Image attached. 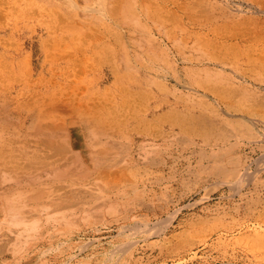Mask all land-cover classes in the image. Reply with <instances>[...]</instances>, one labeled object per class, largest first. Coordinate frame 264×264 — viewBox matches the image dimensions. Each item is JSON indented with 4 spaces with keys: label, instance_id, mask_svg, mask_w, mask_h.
<instances>
[{
    "label": "rangeland",
    "instance_id": "obj_1",
    "mask_svg": "<svg viewBox=\"0 0 264 264\" xmlns=\"http://www.w3.org/2000/svg\"><path fill=\"white\" fill-rule=\"evenodd\" d=\"M262 11L0 0V264H264Z\"/></svg>",
    "mask_w": 264,
    "mask_h": 264
},
{
    "label": "bare ground",
    "instance_id": "obj_2",
    "mask_svg": "<svg viewBox=\"0 0 264 264\" xmlns=\"http://www.w3.org/2000/svg\"><path fill=\"white\" fill-rule=\"evenodd\" d=\"M241 2H242V0H241ZM244 2H245V1H244ZM258 3H260V2L258 1L257 4H258ZM248 6H249V5H248ZM249 7H250V6H249ZM85 8H86V7H85ZM258 9H259V8H258ZM249 10H250V9H249ZM251 10H252V9H251ZM113 12H114V11H113ZM254 12H255V11H254ZM259 12H260V11H259ZM262 12H264V11H262ZM262 12H261V13H262ZM114 13H115V12H114ZM255 13H256V12H255ZM256 14H257V13H256ZM169 39H170V38H169ZM249 40H250V38H249ZM169 51H170V50H169ZM215 55H216V54H215ZM167 56H168V55H167ZM173 57H174V56H173ZM179 62H180V61H179ZM184 62H185V61H184ZM205 62H206V61H205ZM159 67H160V66H159ZM159 69H160V68H159ZM220 69H221V68H220ZM169 70H170V69H169ZM162 71H163V70H162ZM165 72H166V71H165ZM234 74H235V73H234ZM169 75H170V74H169ZM162 76H163V75H162ZM179 76H180V75H179ZM181 79H182V78H181ZM183 81H184V80H183ZM186 85H187V84H186ZM186 85H185V86H186ZM183 86H184V85H183ZM204 86H205V85H204ZM187 87H188V85H187ZM187 87H186V88H187ZM205 88H206V87H205ZM232 92H233V91H232ZM239 94H240V93H239ZM237 95H238V94H237ZM261 98H262V97H261ZM260 100H262V99H260ZM10 101H11V100H10ZM253 102H255V100H254ZM248 103H249V102H248ZM259 103H260V102H259ZM255 104H256V103H255ZM13 105H14V104H13ZM251 105H252V104H251ZM261 105H262V104H261ZM262 106L264 107V105H262ZM262 106H261V108H263ZM247 107H248V106H247ZM250 107H251V106H250ZM253 107H254V106H253ZM248 108H249V107H248ZM255 108H256V107H255ZM255 108H254V109H255ZM261 108H260V109H261ZM0 109H1V108H0ZM52 109L54 110L55 108H52ZM254 109H253V110H254ZM43 110H44V109H43ZM43 110H42L41 108H38V111L41 112L42 117H38V116H36V115H37V112H36V111H35V112H36V115H35V116H33V115H32L33 113H32V114H31V119H32V121L35 120L36 122H40V121L42 122V121H43L42 118H43V116H45V115H43V113H44ZM53 110H52V111H53ZM105 111H106V110H105ZM13 112H14V111H13ZM50 112H51V111H50ZM61 112H62V111H61ZM114 112H115V111H114ZM222 112H223V111H222ZM253 112H255V110H254ZM53 113H54V112H53ZM7 114H8V113H7ZM102 114H103V113H102ZM16 115H17V114H16ZM236 116H238V115H236ZM10 117H11V116H10ZM55 117H57V116H55ZM118 117H119V116H118ZM250 117H251V116H250ZM2 118H3V117H2ZM240 118H242V117H240ZM66 119H67V118H65V119H64V122L62 123L64 126L67 124V123L65 124ZM242 119H245V118L243 117ZM0 120H1V119H0ZM234 120H235V119H234ZM234 120H233V121H234ZM246 120H248V119L246 118L245 121H246ZM250 120H251V119H249V122H248V123L252 124V123H251L252 121L250 122ZM121 121H122V120H121ZM124 121H125V120H124ZM256 121H257V120H256ZM15 122H16V121H15ZM9 123H10V122H9ZM45 123H46V126H47V125L50 126V127L52 126L51 128H53V126L56 125L55 122H54V119H53V118H51V120H50V119L47 120ZM74 123H75V122H74ZM79 123H80V122H79ZM224 123H225V121H224ZM12 124H13V123H12ZM38 124H39V123H37V125H38ZM230 124L232 125V123H230ZM14 125H15V124H14ZM58 125L60 126V124H58ZM76 125H78V124H76ZM82 125H83V124H82ZM82 125H81V127H82ZM85 125H86V124H85ZM161 125H162V124H161ZM224 125H225V124H223V126H224ZM227 125H228V124H227ZM231 125H230V126H231ZM237 125H238V124H237ZM242 125H243V124H242ZM253 125H254V123H253ZM56 126H57V125H56ZM59 126H57V127H59ZM67 126H68V125H67ZM73 126H74V125H73ZM163 126H164V125H163ZM221 126H222V125H221ZM223 126H222V127H223ZM228 126H229V125H228ZM254 126H255V125H254ZM36 127H37V126H36ZM83 127H84V126H83ZM88 127H89V126H88ZM88 127H87V128H88ZM164 127H165V126H164ZM231 127H232V126H231ZM231 127H229L230 130H232ZM234 127H236V126H234ZM51 128H50V129H51ZM237 128H238V127H237ZM263 128H264V127H263ZM36 129H37V128H36ZM41 129H42V128H41ZM46 129H47V128H46ZM53 129H55V127H54ZM59 129L61 130V128H58V130H59ZM62 129H64V128H62ZM78 129H79V128H78ZM170 129H171V128H170ZM220 129H221V128H220ZM220 129H219V130H220ZM233 129H234V128H233ZM238 129H239V128H238ZM238 129H237V130H238ZM51 130H52V129H51ZM65 130H66V129H65ZM173 130H174V128H173ZM234 130H235V129H234ZM39 131H40V130H39ZM82 131H83V130H82ZM222 131H225V130H222ZM238 131H239V130H238ZM240 131H241V130H240ZM42 132H44V131L42 130ZM61 132H64V131L62 130ZM225 132H226V131H225ZM225 132H224V133H225ZM228 132H229V131H228ZM256 132H257V131H256ZM65 133H66V131H65ZM82 133H83V132H82ZM138 133H139V132H138ZM208 133H209V132H208ZM222 133H223V132H222ZM222 133H221V134H222ZM45 134H46V133H45ZM48 134L50 135V133H48ZM57 134H58V133H57ZM60 134H63V133H59V134H58V135H59L58 137H61ZM66 134H67V133H66ZM87 134H88V132H87ZM161 134H162V133H161ZM179 134H180V133H179ZM229 134L231 135V133H229ZM232 134H233V133H232ZM236 134H237V133H236ZM238 134H239V133H238ZM263 134H264V133H263ZM46 135H47V134H46ZM70 135H71V134H70ZM142 135H143V134H142ZM163 135H164V134H163ZM171 135H172V134H171ZM177 135H178V134H177ZM223 135H224V134H223ZM227 135H228V134L225 133V137H226ZM230 135H229L228 137H231V136H232V135H231V136H230ZM54 136L57 137L56 134H55ZM62 136H63V137L65 136V138H67L66 135H62ZM169 136H170V135H169ZM220 136H221V135H220ZM261 136H263V135H261ZM91 137H92V136H91ZM95 137H97V136H95ZM117 137H118V136H117ZM145 137H146V136H145ZM218 137H219V136H218ZM218 137H217V139H219ZM61 138H62V137H61ZM71 138H72V137H71ZM171 138H172V137H171ZM185 138H186V136H185ZM67 139H68V138H67ZM167 139H169V138H167ZM174 139H175V138H174ZM177 139H179V138H177ZM263 139H264V138H263ZM189 140H190V139H189ZM31 141H32V140H31ZM80 141H81V140H80ZM94 141H95V140H94ZM97 141H98V140H97ZM120 141H121V140H120ZM163 141H164V140H163ZM166 141H167V140H166ZM205 141H206V140H205ZM262 141H263V140H262ZM53 142H54V141H53ZM72 142H73V141H72ZM72 142H70V143H72ZM246 142H247V141H246ZM254 142H255V140H254ZM109 143H112V142H109ZM118 143H119V142H118ZM58 144H59V143H58ZM86 144H87V143H86ZM132 144H133V143H132ZM154 144H155V143H154ZM60 145H61V144H60ZM113 145H115V144H113ZM116 145H117V143H116ZM141 145H142V144H141ZM53 146H54V145L52 144V148H53ZM48 147H49V146H48ZM57 147H59V145H57L56 147L54 146V148L58 149L56 152H59L60 148H57ZM62 147H63V149L65 148L63 145H62ZM62 147H61V148H62ZM115 147H117V146H115ZM122 147H123V146H122ZM138 147H139V146H138ZM141 147H142V146H141ZM46 148H47V147H46ZM54 148H53V149H54ZM66 148H67V147H66ZM127 148H129V147H127ZM133 148H134V147H133ZM63 149H61V151H62L61 153L64 152ZM67 149H68V148H67ZM73 149H74V148H73ZM79 149H80V148H79ZM106 149H107V148H106ZM108 149H109V148H108ZM112 149H113V148H112ZM124 149H125V147H124ZM129 149H130V148H129ZM153 149H154V148H153ZM54 150H55V149H54ZM113 150H114V149H113ZM80 151H81V150H80ZM106 151H107V150H106ZM108 151H109V150H108ZM119 151H120V150H119ZM150 151H152V150H150ZM54 152H55V151H54ZM69 152H70V151H69ZM76 152H77V151H75V155H76ZM103 152H104V151H103ZM143 152H145V151H143ZM156 152H157V151H156ZM226 152H227V151H226ZM230 152H231V151H230ZM61 153H60V154H61ZM104 153H105V152H104ZM107 153H108V152H107ZM122 153H123V152H122ZM159 153H160V152H159ZM221 153H222V152H221ZM45 154H46V153H45ZM60 154H59V155H60ZM101 154H102V152H101ZM222 154H223V153H222ZM225 154H226V153H225ZM52 155H53V154H52ZM89 155H90V154H89ZM113 155H114V153H113ZM118 155H119V154H118ZM121 155H122V154H121ZM148 155H150V154L148 153ZM76 156H78V154H77ZM76 156H75V157H76ZM109 156H111V155L109 154ZM115 156H116V155H115ZM133 156H134V155H133ZM153 156H154V155H153ZM48 157H49V156H48ZM50 157H51V156H50ZM69 157H70V158H73V159H70V158H69L70 160L68 159V161H70V165H69V163H66V164L69 165V166L67 167V169H70L71 163L75 161V160H74V156H72V157L69 156ZM82 157H83V156H82ZM101 157H102V156H101ZM111 157H113V156H111ZM116 157H117V156H116ZM116 157H115V158H116ZM122 157H123V156H122ZM126 157H128V156H126ZM147 157H148V156H147ZM61 158H62V157H61ZM78 158H79V156H78ZM93 158H94V157H93ZM109 158H110V157H108L107 159H109ZM76 159H77V158H76ZM110 159H111V158H110ZM112 159H113V158H112ZM112 159H111V160H112ZM56 160H57V159H56ZM56 160H55V161H56ZM71 160H74V161H71ZM77 160L79 161V159H77ZM141 160H142V158H141ZM145 160H146V159H145ZM78 161H76V162L78 163ZM85 161H86V160H85ZM91 161H92V160H91ZM100 161H101V158L99 159V161H97L96 164H94V163L96 162V159L94 158V163H93V164L96 165V167H97V165L99 164ZM102 161H103V160H102ZM107 161H110V160H107ZM117 161H119V160H117ZM120 161H121V158H120ZM120 161H119V162H120ZM150 161H151V159H150ZM218 161H220V160L218 159ZM262 161H263V160H262ZM262 161H261V163L264 162V161H263V162H262ZM76 162H74V163H75V167H77V166H79L80 168L83 167V164L81 163V161L79 162L80 164H82L81 166H80V165H77ZM153 162H154V161H153ZM153 162H152V163H153ZM257 162H258V161H257ZM52 163H53V161H52ZM114 163H115V162H114ZM140 163H141V162H140ZM144 163H145V162H144ZM254 163H255V167H256V164H257V167H258V163H259V162L256 163V161H254ZM66 164H65V166H67ZM102 164H104V162H103ZM102 164H100L99 166H101ZM116 164H117V162H116ZM128 164H129V162H128ZM53 165H54V164H53ZM63 165H64V163H63ZM63 165L61 164L60 166H63ZM76 165H77V166H76ZM109 165H110V164H109ZM132 165H133V164H132ZM260 165H261V164H260ZM65 166H64V167H61V168H62V169L65 168V169H66ZM72 166H74V165L72 164ZM102 166H103V165H102ZM106 166H107V165H105V167H106ZM58 167H59V166H58ZM58 167H57V171H56V170H55V171H56V172H63L61 168H60L61 170L58 171ZM75 167H74V168L72 167L71 170H73V171H74V169L77 170V168H75ZM79 167H78V169H79ZM125 167H126V166H125ZM125 167H124V168H125ZM140 167H141V166H140ZM257 167H256V168H257ZM122 168H123V167H122ZM132 168H133V167H132ZM219 168H220V167H219ZM256 168H255V169H256ZM107 169H108V168H107ZM136 169H137V168H136ZM136 169H135V171H136ZM220 169H221V168H220ZM231 169H232V168H231ZM233 169H234V168H233ZM255 169H254V170H255ZM257 169H258V168H257ZM63 170H64V169H63ZM71 170H70V171H71ZM79 170H80V169H79ZM79 170H78V171H79ZM84 170H85V169H82V172H83L84 174L86 173V171H88V173H89V170H85V171H84ZM218 170H219V169H218ZM222 170H224V169H222ZM259 170H260V169H259ZM259 170H258V172H259ZM48 171H49V170H48ZM48 171H47V172H48ZM55 171H53V172H51V173H54V174H55V173H56ZM255 171H257V170H255ZM49 172H50V171H49ZM75 172H77V171H75ZM80 172H81V170H80ZM82 172H81V173H82ZM113 172H115V171H113ZM216 172H217V171H216ZM218 172H219V171H218ZM227 172H228V171H227ZM249 172H250V171H249ZM20 173H21V172H20ZM64 173L66 174L65 171H64ZM70 173H71V172H70ZM70 173H69V174H70ZM72 173H73V172H72ZM81 173H79L78 175H80L79 177L82 176V178H84L86 175H87L86 177H89V175L91 176V172L89 173V175H88V174H85V176H84V174L81 175ZM111 173H112V172H111ZM111 173H110V174H111ZM236 173H237V172H236ZM239 173H240V172H239ZM247 173H248V171H247L246 173H245V171H244L243 174H247ZM250 173H252V175H253L254 172H250ZM17 174H18V173H17ZM49 174H50V173H49ZM49 174H48V175H49ZM60 174H61V173H60ZM69 174H68V176H69ZM75 174H77V173H74V176H75ZM128 174H129V173H128ZM213 174H214V173H213ZM215 174H216V173H215ZM237 174H238V173H237ZM50 175H51V174H50ZM61 175H62V174H61ZM216 175H217V174H216ZM241 175H242V174H241ZM252 175H249V173H248V176H252ZM58 176H59V174H58ZM72 176H73V175H72ZM106 176H107V175H105L104 177H106ZM129 176H131V174H130ZM243 176H244V175H243ZM70 177H71V176H70ZM76 177H77V176H76ZM102 177H103V176H102ZM245 177H247V175H246ZM245 177H242V180H241L242 182L244 181L243 179H245ZM66 178H67V176H66ZM91 178H92V177H91ZM133 178H134V177H133ZM247 178H251V177H247ZM247 178L245 179V181L247 180ZM60 180H61V179H60ZM64 180H66V179H64ZM69 180H70V179H69ZM248 180H249V179H248ZM250 180H251V179H250ZM250 180H249V181H250ZM67 183H68V182H67ZM105 183H106V182H105ZM226 183H227V182H226ZM226 183H225V184L223 183V184L226 185ZM228 183H229V182H228ZM233 183H235V182H233ZM233 183H231V184H229V185H232ZM246 183H247V181H246ZM246 183L243 184V185H246ZM53 184H54V183H53ZM83 184H84V183H83ZM218 184H219V183H218ZM221 184H222V183H221ZM249 184H250V183H249ZM73 185H74V184H73ZM129 185H130V184H129ZM234 185H236V184H234ZM234 185H232V187H234ZM63 186H64V185H63ZM63 186H62V187H63ZM66 186H67V185H66ZM117 186H119V185H117ZM117 186H115V187H117ZM130 186H131V185H130ZM226 186H228V185H226ZM239 186H240V185H239ZM64 187H65V186H64ZM145 187H146V186H145ZM229 187H230V186H229ZM236 187H237V186H236ZM51 188H52V187H51ZM53 188H54L53 190H55V188L60 189L61 186L58 188V185H56V186L54 185ZM97 188H98V187H97ZM108 188H109V187H108ZM124 188H125V186H124ZM146 188H147V187H146ZM48 189H50V188H48ZM48 189H45V190H48ZM62 189H63V188H62ZM111 189H112V188H111ZM140 189H141V188H140ZM233 189H234V188H233ZM236 189H237V188H236ZM43 190H44V189H43ZM43 190H42V191H43ZM50 190H51V192H52V189H50ZM148 190H149V189H148ZM234 190H235V189H234ZM39 191H40V190H38V192H39ZM141 191H142V190H141ZM153 191H154V190H153ZM34 192H35V190H34ZM38 192L36 193V195H37V194H40V196L37 195L38 198L41 197V196L43 195L42 193H45V191H44V192H41V193H40V192L38 193ZM47 192H49V191H47ZM53 192H55V191H53ZM81 192H82V194H84V190L81 191ZM132 192H133V191H132ZM233 192H234V191H233ZM137 193H138V191H137ZM145 193H146V192H145ZM145 193H144V194H145ZM47 194H48V193H47ZM230 194H231V193H230ZM237 194H238V193H237ZM33 195H35V193H34ZM36 195L33 196L32 198H37ZM73 195H74V194H73ZM73 195H71V196H73ZM80 195H81V194H80ZM232 195H233V194H232ZM45 196H46V195H45ZM71 196L69 195V197H71ZM86 196H87V195H86ZM90 196H91V195H90ZM93 197H94V196H93ZM93 197H92V198H93ZM101 197H102V196H101ZM145 197H146V196H145ZM38 198H37V199H38ZM85 198H86V197H85ZM149 198H151V197H149ZM42 199H43V196H42ZM83 199H84V197H83ZM87 199H88V198H87ZM87 199H85V200H87ZM88 200H89V199H88ZM88 200H87V201H88ZM133 200H134V199H133ZM135 200H137V199L135 198ZM32 201H33V200H32ZM58 201H59V200H58ZM79 201H80V200H79ZM89 201H90V200H89ZM110 201H111V200H110ZM137 201H138V200H137ZM137 201H136V202H137ZM140 201H141V200H140ZM107 202H108V201H107ZM109 203H110V202H109ZM109 203H108V204H109ZM130 203H131V202H130ZM193 203H194V202H193ZM74 204H75V203H73V205H74ZM76 204H77V202H76ZM76 204H75V205H76ZM70 205H72V203H70L69 205H64V206H67V207H68V206H70ZM132 205H133V204H132ZM78 206H79V205H78ZM98 206H99V205H98ZM98 206H96L95 208H98ZM129 206H130V205H129ZM62 207H63V206H62ZM62 207H60V208H62ZM70 207H71V206H70ZM126 207H127V206H126ZM63 208H65V207H63ZM100 208H101V206L99 207V209H100ZM116 209H117V208H116ZM118 209H119V208H118ZM122 209H123V208H122ZM55 210H56V209H55ZM76 210H79V209H76ZM124 210H125V209H124ZM127 210H129V209H127ZM23 211H24V209H23ZM26 211H27V210H26ZM122 211H123V210H122ZM91 212H92V211H91ZM93 212H94V211H93ZM96 212H97V211H96ZM99 212H100V210H99ZM35 213H36V212H35ZM127 213H128V212H127ZM70 214H71V213H70ZM79 214H80V213H79ZM81 214H82V213H81ZM83 214H84V213H83ZM98 214H99V213H98ZM123 214H124V213H123ZM128 214H129V213H128ZM26 215H27V214H26ZM30 215H31V214H30ZM64 215H65V214H64ZM72 215H73V214H72ZM94 215H95V214H94ZM96 215H97V214H96ZM99 215H100V214H99ZM125 215H126V214H125ZM70 216H71V215H70ZM172 216H175V215H172ZM23 217H24V216H23ZM33 217H34V216H33ZM41 217H42V214H41ZM57 217H59V216H57ZM6 218H7V217H6ZM18 218H20V217H18ZM26 218H27V217H25V219H26ZM71 218H72V217H71ZM127 218H128V217H127ZM169 218H170V216H169ZM169 218H168V220H171V219H172V218H171V219H169ZM76 219H77V218H75V221H76ZM124 219H126V218H124ZM164 220H165V219H164ZM42 221H43V220H42ZM42 221H41V222H42ZM79 221H80V220H79ZM166 221H167V220H166ZM166 221H165V222H166ZM27 222H28V221H27ZM76 222H77V221H76ZM169 222H170V221H169ZM169 222H168V224H169ZM58 223H59V222H58ZM74 223H75V222H74ZM162 223H163V221H162ZM162 223H160V224L162 225ZM59 224H60V223H59ZM64 224H65V223H64ZM168 224H167V226H168ZM61 225H63V224H61ZM155 225H156V224H155ZM155 225H153V226L155 227ZM252 225H253V224H252ZM50 226H51V225H50ZM53 226H54V225H53ZM55 226H56V225H55ZM55 226H54V227H55ZM143 226H144V224H143ZM157 226H158V225H156L155 230L152 229V228H154V227H152V228H151V227H148V228H149V229H152V231H155V232H157V233L159 234V232L161 231L162 228H159V227H158L159 230H160V231H159L158 228H157ZM159 226H160V225H159ZM165 226H166V225H165ZM165 226H164V227H165ZM167 226H166V227H167ZM2 227H5V226H2ZM136 227H137V226H136ZM160 227H162V226H160ZM122 228H124V227H122ZM131 228H132V227H131ZM41 229H42V228H41ZM47 229H48V228H47ZM149 229H147L146 232L149 231ZM156 230H157V231H156ZM1 231H2V230H1ZM40 231H41V230H40ZM152 231H150L149 233L155 235L156 233H152ZM3 232H4V231H3ZM3 232H2V233H3ZM6 232H7V231H6ZM6 232H5V233H6ZM0 233H1V232H0ZM13 233H16V232H13ZM149 233H148V235H149ZM6 234H7V233H6ZM42 234H43V233H42ZM1 235L3 236V234H1ZM4 235H5V234H4ZM31 235H32V234H31ZM37 235H38V234H37ZM146 235H147V234H146ZM5 236H6V235H5ZM21 236H22V235H21ZM38 236H39V235H38ZM38 236H37V237H38ZM13 237H14V236H13ZM13 237H12V238H13ZM0 238H1V237H0ZM5 238H6V237H5ZM19 239H20V238H19ZM4 240H5V239H4ZM21 240H22V239H21ZM2 241H3V240H2ZM5 241H6V240H5ZM13 241H15V240H13ZM19 241H20V240H19ZM22 241H23V240H22ZM16 242H18V241H16ZM3 243H4V242H3ZM14 243H15V242H14ZM110 244H111V243H110ZM11 245H12V244H11ZM13 245H14V244H13ZM15 245H17V244H15ZM120 245H121V244H120ZM59 246H60V245H59ZM117 246H118V245H117ZM121 246H122V245H121ZM130 246H131V245H130ZM0 247H1V246H0ZM4 247H5V246H4ZM18 247H19V246H18ZM115 247H116V246H115ZM128 247H129V246H128ZM16 248H17V247H16ZM8 249H9V248H8ZM114 249H115V248H114ZM127 249H129V248H127ZM3 250H4V249H3ZM18 250H19V249H18ZM79 250H80V249H79ZM118 250H119V249H118ZM0 251H1V249H0ZM126 251H127V250H126ZM126 251H124V252H126ZM1 253H2V251H1ZM1 253H0V254H1ZM14 253H15V252H14ZM121 253H122V252H121ZM16 254H17V253H16ZM115 254H116V253H115ZM112 256H113V255H112ZM1 262H2V261H1ZM115 263H116V262H115Z\"/></svg>",
    "mask_w": 264,
    "mask_h": 264
}]
</instances>
